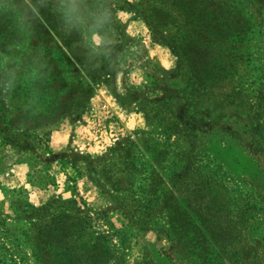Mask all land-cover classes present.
Here are the masks:
<instances>
[{"label": "rangeland", "instance_id": "1", "mask_svg": "<svg viewBox=\"0 0 264 264\" xmlns=\"http://www.w3.org/2000/svg\"><path fill=\"white\" fill-rule=\"evenodd\" d=\"M49 1L58 8L63 5L75 10V5L84 0ZM108 1L122 5L116 17L131 39V57L118 67L112 89L104 85L96 87L82 111L72 112L55 124L31 132H25L22 126L11 131L18 140L29 137V147L20 156L6 152L7 146H0V173L7 157L9 161L27 162L25 183L13 189L0 188V245L10 247L9 253L16 259L22 255L14 249L29 233V223L21 205L29 204L26 194L34 192L37 204L33 207L44 205L50 199L76 200L92 211L107 212L106 220L113 228L111 244L121 258L120 264H264V135L258 134L253 120H247L243 105H229L210 90L199 94L191 92L188 73L181 68L174 52L175 37L180 33L178 22L170 27H159L145 17L143 6L139 5L141 1ZM123 1L130 5L122 4ZM93 41L98 45L100 38L93 34ZM138 53L140 61L135 59ZM237 56L235 82L243 94L249 98L257 85L264 92V74L255 68L264 67V23L258 36L243 41ZM61 67L65 70L66 83L75 84V68L64 63ZM30 76L21 77V87L27 84ZM20 95L22 102L28 92L23 90ZM175 120L185 126L187 132H175L167 138L165 128ZM61 123L75 128L78 136L85 137V142L63 148L53 154L55 158L52 159L48 134ZM182 126L177 129L181 130ZM127 139L135 145L126 147ZM116 149L131 153L128 157L118 156L114 152ZM177 150L186 156L193 154L197 161L185 181L187 195L181 197L179 192H174L178 199L169 198V202L189 213L179 228L186 231V237L170 242L160 232L159 219L149 222L145 229L130 226L118 210L115 194L103 192V186L97 183L93 167L97 161L112 158L114 165L107 169L105 176L111 184L104 185L112 188L117 178L133 173V164L139 171L148 169L149 172L148 164H152L157 174H163L159 166L165 162L161 163L160 157L168 151L172 167L163 174L165 184L161 185L172 189L170 175L174 172V164H179L172 154ZM62 152L69 157L77 154L82 160L73 168L68 161L57 159ZM140 153L148 164L144 165V159L138 157ZM118 169L123 172L118 173ZM150 174L149 181L158 188V178ZM2 181L0 174V183ZM121 185L127 188L125 181ZM197 185L202 187L199 196L195 195ZM198 210L203 213L206 228L221 229L223 234L218 244L202 228L195 214ZM196 228L202 231V237H197ZM26 248L22 251L25 260L31 263L33 258ZM1 253L0 262L9 263L8 252Z\"/></svg>", "mask_w": 264, "mask_h": 264}, {"label": "trees", "instance_id": "2", "mask_svg": "<svg viewBox=\"0 0 264 264\" xmlns=\"http://www.w3.org/2000/svg\"><path fill=\"white\" fill-rule=\"evenodd\" d=\"M138 1L142 2L139 5L143 6L145 17L155 25L170 27L178 22L180 33L175 35L174 52L181 68L188 73L191 92L210 90L229 105H243L247 120H253L258 134L264 135V92L257 85L246 98L235 82L239 46L246 39L253 40L263 29L264 0ZM122 4L130 5L125 1ZM121 6L108 0H84L72 10L63 5L58 8L49 0H0V146L13 143V147L25 151L29 137L18 140L11 131L22 126L25 132H31L55 124L63 116L82 111L96 87L104 85L112 89L118 67L131 57V39L116 17ZM93 34L100 38L98 45ZM139 53L137 61L141 60ZM61 63L75 68V84L66 83ZM255 68L264 74V67ZM25 74L31 76L21 87L20 79ZM23 90L28 97L21 102ZM169 126L164 133L167 138L175 132H187L177 120ZM178 126L183 128L178 130ZM127 143L126 147L135 145L130 139ZM114 152L123 157L131 153H123L121 149ZM168 153L160 157L161 163L166 164L158 165L163 174L172 167ZM139 155L144 165L149 163L144 154ZM173 155L179 164H174L170 175L172 189L161 185L165 184L163 174H157L152 164L148 167L159 180L158 188L149 181L148 169L139 171L135 164L131 167L133 173L116 179L115 187H105L110 183L105 176L114 165L112 158L97 161L93 172L103 192L115 194L118 210L130 226L145 229L149 222L159 219L161 234L170 242L173 239L178 242L186 237V231L179 228L189 213L169 202V198L176 200L174 192L181 197L187 195L185 181L197 160L193 154L186 156L178 150ZM50 157L55 158L53 154ZM57 159L68 161L74 168L82 157L77 154L69 157L62 152ZM153 161L156 163V159ZM122 172L118 169V173ZM139 175L142 177L137 179ZM124 181L127 188L121 185ZM201 190L198 186L195 195L199 196ZM21 208L29 223V233L14 249L22 255L16 259L9 253L11 248L1 244L0 252H8L9 256V263L1 264H120L121 258L111 244L113 228L106 220L107 212L92 211L76 200L50 199L38 207L24 203ZM195 214L218 244L221 229L206 228L203 213L198 210ZM196 234L202 237L197 228ZM26 246L33 258L31 263L25 260L22 251Z\"/></svg>", "mask_w": 264, "mask_h": 264}, {"label": "crops", "instance_id": "3", "mask_svg": "<svg viewBox=\"0 0 264 264\" xmlns=\"http://www.w3.org/2000/svg\"><path fill=\"white\" fill-rule=\"evenodd\" d=\"M148 58V54H147ZM162 69H165V67H160ZM108 97L105 95L104 99L107 100L108 102ZM75 128L72 126L66 125V124H60L59 127L52 131L49 135V150L52 154H57L60 152L63 148L70 146V147H75V144H84L85 142V137H80L78 134L75 132ZM5 149H7L6 152H12V154H16L19 156L22 154L20 149H15V147H10L7 146ZM27 173V162L18 160V161H9V157H7V161H5L4 166L1 170V177H2V182L0 183V188L1 190H4L5 188L13 189L18 185H21L25 183V175ZM26 187V186H24ZM39 193V192H38ZM35 195L36 193L33 192H27V202L29 204H34L35 203Z\"/></svg>", "mask_w": 264, "mask_h": 264}]
</instances>
